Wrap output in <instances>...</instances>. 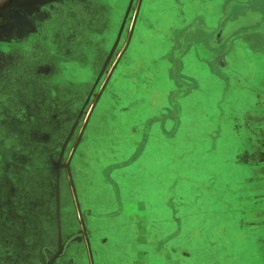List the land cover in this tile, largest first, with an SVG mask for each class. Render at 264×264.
<instances>
[{
    "label": "rangeland",
    "instance_id": "374dc122",
    "mask_svg": "<svg viewBox=\"0 0 264 264\" xmlns=\"http://www.w3.org/2000/svg\"><path fill=\"white\" fill-rule=\"evenodd\" d=\"M241 1L0 0V264H79L92 231L115 263L141 199L174 213L138 220L135 263L264 264V0L198 48Z\"/></svg>",
    "mask_w": 264,
    "mask_h": 264
},
{
    "label": "crops",
    "instance_id": "0c3cea01",
    "mask_svg": "<svg viewBox=\"0 0 264 264\" xmlns=\"http://www.w3.org/2000/svg\"><path fill=\"white\" fill-rule=\"evenodd\" d=\"M248 2V0H243V1H241V3H243V4H246ZM259 7V5L257 6V8ZM231 13V12H230ZM218 16V15H217ZM217 16L215 17V18H212V17H210L209 18V20H208V25H210L211 27H213V25H214V23L219 19V17L217 18ZM245 16V15H244ZM263 18H261V20H262ZM261 20H257V25H255V24H250V25H245L246 27H244V29H251V28H254V27H258V29H255V30H259V27H260V25H261V23L263 22V20L261 21ZM253 30V29H252ZM216 31L214 30V32H213V34L215 33ZM245 32H247V31H241L240 33L241 34H243V33H245ZM257 32V31H256ZM247 33H249V32H247ZM251 33V32H250ZM212 34V35H213ZM216 34V33H215ZM200 77V76H199ZM201 79V78H200ZM212 79V78H211ZM37 122H40V121H37ZM108 123H109V121H108ZM108 126H109V124H108ZM109 127H111V126H109ZM37 132L35 131V132H33L32 131V135L33 134H36ZM112 133V127L111 128H109V131L108 132H105L101 137H99L100 139H102V138H104L103 136L104 135H110ZM98 138V139H99ZM153 138H155V137H153ZM104 152H105V148H102V149H99V151L97 152L96 150H94V153L95 154H97L98 155V157L100 156V155H103L104 154ZM96 161H98L97 159H95ZM115 179H114V185L117 183V185L119 186V183L118 182H116L115 183ZM186 180H184V182H185ZM187 183H190L189 181H186ZM75 183H76V187H75ZM73 182V187H74V189H75V193H77L76 194V197H77V201L79 200V192H82V195L84 196V191H85V189L84 188H93L92 186H90L89 187V185H84V186H81V187H79V190H78V188H77V183L78 182ZM81 185V184H80ZM83 185V184H82ZM70 187H71V185H70ZM190 187V186H189ZM72 189V188H71ZM93 191L94 190H90V192H88V193H90V198H97V200H96V202H94V199H92V201L94 202V204H97L96 206L97 207H100V208H104V207H110V208H112V210L113 209H115L114 208V206H115V201H113V200H111L110 198V191H104V192H102L104 195H102V194H97V196L95 197V196H93ZM88 193H87V196H88ZM81 196V195H80ZM93 196V197H92ZM101 197H106L107 198V200L106 201H103V200H105V199H101ZM172 200L173 199H175V195H173L172 197ZM178 199H177V201L178 202H176L177 203V206H176V210H178V211H176L177 213V217H180V214H181V208H180V206H181V204H187V203H190V202H188V201H186V200H184V198L183 197H177ZM241 199H243V197L241 198ZM239 201H243V200H239ZM167 202H168V200H167ZM132 204V203H131ZM131 204H123V206H124V208H123V211L121 212V213H119L120 215H118V216H116L117 218L119 217H121L122 216V214H124V213H126V215H127V219H129V221H127L126 222V229H127V237H124L123 238V244H130L131 242H133L134 243V245L136 246V249L133 251L134 252V254H132V252H131V254H129V253H127V254H125L124 253V249H123V247L121 246L118 250H117V254L119 255V257H117V258H119V260L118 261H116L115 263L113 262V260L111 259V257H109V254L107 253V251H106V249H105V247H103V248H99L98 247V244H97V241H95V236H94V234H93V231H92V233L89 235V237L92 239V242H93V245L95 246V249H94V252H91V250H90V248H89V251H90V253H91V260H92V264H134L135 262V260L136 261H138V258H134V257H137V255L139 254V253H141V252H143L142 254H144V251L141 249V245H142V242H137V233H135V231H136V226H137V224H138V220H140L141 221V219L142 218H144V217H146V223H148V220H149V218L151 217V216H153V218L154 217H156V218H158V219H160L161 220V222L163 223L164 222V219H166V218H172L173 217V214L172 213H174L173 211H169V213L167 212V209L166 210H163V206L165 205V203H163L162 202V204H160L161 205V210H157V211H152V209L150 208V206H149V204L147 203V201L145 202L144 200H140V201H138L137 203H135V204H137V205H139V208H137V209H135V210H132L131 212L129 211H127L126 209L127 208H131ZM184 206V205H183ZM183 212V211H182ZM166 213V214H165ZM144 214V215H143ZM115 216L114 217H112V218H116ZM125 217V216H124ZM175 217V216H174ZM167 220V219H166ZM159 225V224H158ZM170 227H172V225L170 226ZM143 228H145V229H147V227L145 226V227H143ZM136 234V235H135ZM145 234H146V232H145ZM128 235H129V238H128ZM89 237H88V241L86 240L87 238H85V240H84V243H87V245L89 246L91 243H90V241H89ZM105 243H107V240L105 239L104 241H103V244H105ZM171 243V242H170ZM170 243L168 244V247H170ZM97 244V245H96ZM97 246V247H96ZM140 248V249H139ZM170 249V251L172 252V253H174L175 254V251H174V249H172V248H169ZM86 250H87V248H86ZM119 252H120V254H119ZM92 253H94V254H92ZM146 253V252H145ZM93 255H95V257H96V263L94 262V258H93ZM86 256H88V255H86ZM134 258V259H133ZM84 261H86V262H88V264H90V262H89V256L87 257V259L86 260H83V258H81V260H80V258H79V264H85V262ZM115 261V260H114ZM87 264V263H86ZM135 264H137V263H135Z\"/></svg>",
    "mask_w": 264,
    "mask_h": 264
},
{
    "label": "flooded vegetation",
    "instance_id": "af4514ba",
    "mask_svg": "<svg viewBox=\"0 0 264 264\" xmlns=\"http://www.w3.org/2000/svg\"><path fill=\"white\" fill-rule=\"evenodd\" d=\"M257 6H258V3L255 2V0H248L246 4H243V3L241 4V7L243 8L241 11L239 10L240 11L239 14H236L233 17V15H231L229 12V14H227V16L224 17L222 22L219 24L220 26L218 28H215L216 34H214L212 37L205 39V41H203L202 43H198L199 45L197 44L199 48V52H203V53L205 52L207 54H210V55L214 54L217 56L218 54L220 55L223 52L227 51L228 47L230 46L229 45L230 41H232L236 36H238V34L240 36L241 35L240 32L244 31V27H246L245 25H240V24L235 26V23H237V21H239L244 15H246V13L248 14L250 11H252L251 13L259 14V18H260V13H259L260 7L257 8ZM254 24L257 25V23H254ZM231 28L232 29L236 28L235 34L233 33V31L232 32L228 31ZM256 29H258V27H256ZM187 35H184V37H186ZM194 42L195 43L193 42L192 43L195 44L194 46H196L197 41H194ZM198 42H201V41H198ZM218 82L220 83L221 86H223L222 80L220 81L218 79ZM170 263L177 264V262L175 263L174 261H170Z\"/></svg>",
    "mask_w": 264,
    "mask_h": 264
},
{
    "label": "water",
    "instance_id": "95a60500",
    "mask_svg": "<svg viewBox=\"0 0 264 264\" xmlns=\"http://www.w3.org/2000/svg\"><path fill=\"white\" fill-rule=\"evenodd\" d=\"M70 177V176H69ZM70 182H71V188H72V194H73V197H74V202L77 204V208H79V204H78V201H77V197H76V193H75V189H74V187H73V183H72V180H71V178H70ZM88 255H89V259H91V253H90V251H89V248H88Z\"/></svg>",
    "mask_w": 264,
    "mask_h": 264
},
{
    "label": "bare ground",
    "instance_id": "6f19581e",
    "mask_svg": "<svg viewBox=\"0 0 264 264\" xmlns=\"http://www.w3.org/2000/svg\"><path fill=\"white\" fill-rule=\"evenodd\" d=\"M237 17V16H236ZM206 35V34H205Z\"/></svg>",
    "mask_w": 264,
    "mask_h": 264
}]
</instances>
